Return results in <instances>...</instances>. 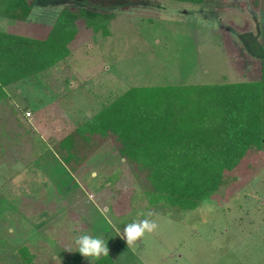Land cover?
Returning a JSON list of instances; mask_svg holds the SVG:
<instances>
[{
  "label": "rangeland",
  "instance_id": "obj_1",
  "mask_svg": "<svg viewBox=\"0 0 264 264\" xmlns=\"http://www.w3.org/2000/svg\"><path fill=\"white\" fill-rule=\"evenodd\" d=\"M110 2L121 5L103 6ZM65 8L114 17L98 31L79 21L69 56L24 79L29 87L19 111L15 89L12 103L0 105V264H93L97 259L83 257L75 243L85 234L108 243L114 264H264V152L255 172L250 156L232 188L193 210L152 208L146 173L119 157L112 137L92 151L95 138L80 153L86 156L76 176L80 185L62 196L61 170L39 159L46 144L58 143L131 89L259 80L264 0H34L25 22L0 17V29L22 34L31 21L51 27ZM29 110L36 123L25 117ZM53 172L51 185L45 175ZM145 219L157 229L128 247L125 227ZM23 246L31 261H23Z\"/></svg>",
  "mask_w": 264,
  "mask_h": 264
},
{
  "label": "trees",
  "instance_id": "obj_2",
  "mask_svg": "<svg viewBox=\"0 0 264 264\" xmlns=\"http://www.w3.org/2000/svg\"><path fill=\"white\" fill-rule=\"evenodd\" d=\"M33 2L0 0V16L25 22ZM118 4L121 5L110 2L103 6L112 8ZM113 17L111 12L65 8L50 28H41L40 36L0 32V101L5 98L3 87L39 75L69 56L79 21L98 31ZM111 137L119 157L133 161L139 173H146V199L152 208L164 203L193 210L199 203L232 188L239 181L235 172L246 163V158L255 159L253 172L261 162L264 62L260 79L254 82L131 89L79 122L71 134L52 148L69 171L78 175L86 159L80 153L86 152L95 138L99 142L92 144V151ZM82 144L87 148L83 149ZM114 175L116 179L117 174ZM20 251L23 261H31L26 246ZM93 264L114 262L109 254Z\"/></svg>",
  "mask_w": 264,
  "mask_h": 264
},
{
  "label": "crops",
  "instance_id": "obj_3",
  "mask_svg": "<svg viewBox=\"0 0 264 264\" xmlns=\"http://www.w3.org/2000/svg\"><path fill=\"white\" fill-rule=\"evenodd\" d=\"M33 9V8H32ZM32 11V10H31ZM1 17V16H0ZM7 19H9V18H7ZM12 20V19H11ZM31 28H30V30H27V31H25V33H20V34H18V35H28V36H35V35H38V33H40L41 32V29L39 28V27H43V28H45V29H48V28H50V26H40V24L39 23H33V21H31V26H30ZM10 28V27H9ZM9 28H8V30H1L0 29V32H3V33H13L11 30H9ZM44 29V30H45ZM44 30H42V31H44ZM46 31V30H45ZM42 33V32H41ZM13 34H16V33H13ZM69 48H70V46H69ZM38 85V84H37ZM37 85H35L34 86V88H36V87H38ZM29 87V83H28V81H25L24 79L23 80H19V81H17V82H14V83H12V84H10V85H8V86H6V87H3V92L5 93V98L2 100V101H0V105H3V102H5V104H7V102H9L10 104L12 103V101H13V98L11 97V94H10V92L12 91V89H15L16 91H17V94H15V97H16V102H15V100H14V102H15V104L13 105V109H14V112H15V114L17 113V111H19V110H17L18 109V104L20 105V103L19 102H22V101H24V98L26 97V96H24L23 95V93H22V90L23 89H25V88H28ZM33 86L31 85V87L30 88H32ZM21 90V91H20ZM15 93V92H14ZM41 99H43L42 97H39V101H38V105L40 104V100ZM42 101V100H41ZM17 105V106H16ZM37 110H40V112H41V108H39V109H37ZM49 112V111H48ZM23 113V112H22ZM26 113H30V116L29 117H27V116H25L27 119H33V122L34 123H36V121H37V119H34V117H32V113L34 114V112H31V110H29V111H26ZM51 113V115H49V118L48 119H52L51 118V116L53 115L52 114V112H50ZM25 114V113H24ZM2 115V114H1ZM44 115H46V114H44ZM19 112H18V115H17V119H19ZM67 116V115H66ZM3 118V116L1 117L0 116V121L1 120H3L2 119ZM20 118H21V116H20ZM42 118L44 119V117L42 116ZM67 118V120L69 121V117L67 116L66 117ZM42 120V119H41ZM50 120H48V121H50ZM56 121V118H53V121ZM52 121V120H51ZM35 127V126H34ZM53 144V143H52ZM47 147V148H46ZM46 147H45V149H43V151L42 152H40V155H39V159L40 158H44L45 160H47L48 162H50L51 163V167H52V169H54V168H56L57 170H61L60 171V174L61 175H58V177H56V178H58L57 180H59L60 181V179H61V181L62 182H60V189L58 190L57 189V193L60 195V196H62V193L64 192V190H65V188L66 187H68L69 186V189H72V187H77V186H79L80 185V182H81V178L79 177V178H77L78 177V175H74V174H72L70 171H69V169L67 168V166L64 164V163H62L61 161H60V159L57 157V155H56V153L54 152V150H53V148H52V146H50L49 144H46ZM41 150V149H40ZM39 150V151H40ZM39 151H37V152H39ZM38 159V160H39ZM43 159V160H44ZM43 160H41V161H43ZM40 162V161H39ZM46 162V161H45ZM43 167V166H42ZM48 168L47 169H50L49 167H50V165L49 166H47ZM41 170V172H43L42 171V169H40ZM62 171H63V173H62ZM47 174H49L48 172H47ZM47 174L45 175V177H47V180H49L50 178V184L51 185H54L55 183H56V181L55 180H53L55 177H54V172H53V174H52V176H47ZM56 175V174H55ZM77 176V177H76ZM79 176H80V174H79ZM61 198H63V197H61Z\"/></svg>",
  "mask_w": 264,
  "mask_h": 264
},
{
  "label": "clouds",
  "instance_id": "obj_4",
  "mask_svg": "<svg viewBox=\"0 0 264 264\" xmlns=\"http://www.w3.org/2000/svg\"><path fill=\"white\" fill-rule=\"evenodd\" d=\"M93 175H95V173ZM157 227L158 225L154 221H149L147 219L136 221L125 227L121 238L126 240L128 247H134L137 241L141 240L146 233L154 232ZM75 243L78 246V252L83 257L99 259L101 256L109 255L108 243L101 238L85 234L79 236ZM68 251L72 250L68 249Z\"/></svg>",
  "mask_w": 264,
  "mask_h": 264
},
{
  "label": "built area",
  "instance_id": "obj_5",
  "mask_svg": "<svg viewBox=\"0 0 264 264\" xmlns=\"http://www.w3.org/2000/svg\"><path fill=\"white\" fill-rule=\"evenodd\" d=\"M27 114V116H29L30 115V113H26Z\"/></svg>",
  "mask_w": 264,
  "mask_h": 264
}]
</instances>
